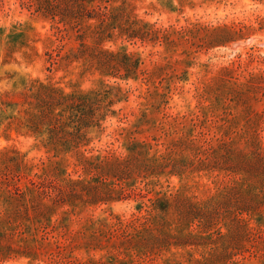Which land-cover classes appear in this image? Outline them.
Returning a JSON list of instances; mask_svg holds the SVG:
<instances>
[{
    "label": "rangeland",
    "instance_id": "obj_1",
    "mask_svg": "<svg viewBox=\"0 0 264 264\" xmlns=\"http://www.w3.org/2000/svg\"><path fill=\"white\" fill-rule=\"evenodd\" d=\"M0 264H264V0H0Z\"/></svg>",
    "mask_w": 264,
    "mask_h": 264
}]
</instances>
